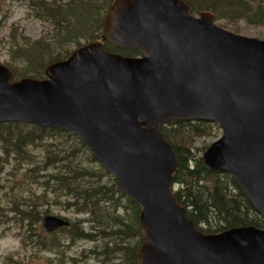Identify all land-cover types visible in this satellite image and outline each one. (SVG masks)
I'll list each match as a JSON object with an SVG mask.
<instances>
[{
  "label": "water",
  "instance_id": "1",
  "mask_svg": "<svg viewBox=\"0 0 264 264\" xmlns=\"http://www.w3.org/2000/svg\"><path fill=\"white\" fill-rule=\"evenodd\" d=\"M104 38L47 65L43 79L0 62V123L74 132L140 206L138 264H264V227L200 230L175 193L178 158L162 134L171 119L215 122L203 153L230 172L264 218V40L227 30L185 0H113ZM47 230L68 226L57 215Z\"/></svg>",
  "mask_w": 264,
  "mask_h": 264
},
{
  "label": "trees",
  "instance_id": "2",
  "mask_svg": "<svg viewBox=\"0 0 264 264\" xmlns=\"http://www.w3.org/2000/svg\"><path fill=\"white\" fill-rule=\"evenodd\" d=\"M186 1L192 6V12L209 10L216 20L222 18L237 22L244 19L250 24H264V5L261 1ZM111 2L112 0L78 1L64 8L54 3L49 6L43 2L41 10L58 30V45L53 46L44 39L17 44L13 47L11 55L13 63L6 65L14 71L16 79L43 78L47 65L66 59L74 50L66 47L67 42H74L78 48L89 41H103L111 52L137 56L139 51L120 49L104 38L103 18ZM82 39L85 41L82 42ZM211 129V123L206 121L182 119L169 120L161 127L179 162L174 180L178 185L174 192L177 199L187 208L195 225L207 233L221 232L238 226L264 227V218L258 214L253 201L237 179L228 171L209 168L203 157L195 156L196 149L191 145L193 139L210 136ZM42 147L43 164H37L33 160L35 154L32 151ZM12 159L25 165L23 175L26 177L23 185L38 182L48 192L52 188L56 200L61 196L68 197L65 203L67 209L76 207L78 213L91 215V220L101 228L97 233L93 228L91 232H85L79 222L70 221L69 226L45 232L43 219L49 215L50 210L42 208L37 201L38 196L29 186L20 185L13 188L11 185L12 191L15 188L19 190L11 199L7 213L0 210L2 233L5 228L16 225L23 231V242L28 241L37 246L39 240L57 235L62 230L70 233L71 241L115 236L119 242L115 241L114 247H110V243L106 244L105 259H115L117 254L126 264H138V251L142 245L140 206L121 191L113 175L107 172L81 138L72 131L61 128H42L26 122L0 123V164H9ZM95 163L100 166L94 169L92 166ZM124 199L129 200L133 210L130 220L118 214L121 209L128 212L129 207L123 203ZM203 224H207V227ZM133 238L135 245L126 241ZM121 241L126 242V245L120 243ZM9 258L11 259L10 256Z\"/></svg>",
  "mask_w": 264,
  "mask_h": 264
},
{
  "label": "rangeland",
  "instance_id": "3",
  "mask_svg": "<svg viewBox=\"0 0 264 264\" xmlns=\"http://www.w3.org/2000/svg\"><path fill=\"white\" fill-rule=\"evenodd\" d=\"M78 1L87 0H0V62L5 65L8 63L12 64L13 59L11 55L13 47L17 44H26L30 40L36 41L44 39L45 42L51 43L53 46L58 45V30L41 10L44 4L43 2L49 6H52V3H54L64 8ZM250 1L253 3L261 1L264 5V0ZM217 23L227 30H231L240 35L264 40V24H250L244 19L233 22L222 18L217 19ZM84 41L82 39V42ZM66 47L72 50L76 48V45L74 42H67ZM210 123L212 125L210 136L195 137L191 144L196 149L195 156L198 158L203 157V153L211 145V142L222 136L219 126L216 123ZM32 152L35 154L33 160L37 164H43V147L36 148ZM24 166L13 159L9 164H0L1 212L7 213L10 209L9 204L11 199L19 190V188H15L13 191L12 189L16 186L23 185L26 177L23 175L25 171ZM99 166V164L95 163L92 167L95 169ZM13 174L15 177L10 176ZM108 180L107 177L106 181ZM25 186H29L36 196H38L37 201L42 205L44 210H50L49 215L66 217L71 223L79 222L85 232H91V228H93L94 232L97 233V230L101 228L98 225L96 226L91 220V215L78 213L76 207L67 209L65 203L68 197L61 196L59 200H56L52 188L48 192L38 182L37 184L31 185L24 184L23 187ZM177 188L178 185H175V189ZM26 194L27 192L25 196ZM128 201L127 199L123 200V203L129 207L128 212L125 209H121L118 213L119 216H122L126 220H130L133 214V210H131ZM213 223L215 222L213 221ZM203 225L207 227V224ZM109 230L110 228L107 229L108 232ZM45 232L47 231L45 230ZM23 237V231L18 229L16 225L5 228L3 233L0 229V264H126L124 260L122 261V257L117 254H115V259L113 258L110 261L105 259L106 244L110 243L109 246L114 247L116 244L115 241L119 242L115 236H109L106 239L99 236L101 238L98 237L97 240L86 238L71 241L70 233L62 230L57 235L43 238V241L39 240L38 246L28 241L23 242ZM110 239H112L111 242ZM126 241L131 245H135L134 238ZM120 243L126 245L124 241Z\"/></svg>",
  "mask_w": 264,
  "mask_h": 264
}]
</instances>
